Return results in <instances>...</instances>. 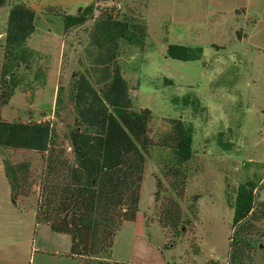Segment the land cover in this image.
<instances>
[{"label": "rangeland", "instance_id": "374dc122", "mask_svg": "<svg viewBox=\"0 0 264 264\" xmlns=\"http://www.w3.org/2000/svg\"><path fill=\"white\" fill-rule=\"evenodd\" d=\"M22 1L32 5L40 15L26 42L36 54L30 69L20 68L24 82L16 86L9 101L1 107V115L7 120L50 119L62 134L72 124V113L69 105L56 111L57 87H67L72 70L79 68V57L84 54L93 19L65 33L55 12L44 16L42 11L46 5H54L67 14H76L78 7L89 3L5 0L0 7V64L9 9ZM102 3L101 7L116 4L122 11L130 7L144 17L148 26L144 48L124 45L119 60L129 82L134 108L151 111L150 135L155 137L163 131L166 119L184 118L195 127L194 155L189 162L185 195L189 200L199 194L198 218L184 235L171 241L175 249L168 259L172 264H206L211 259L226 264L232 204L239 183L248 177L259 179L262 188L258 189V198L264 202V0ZM240 7H246L245 13H240ZM98 14L96 10L94 16ZM252 18L257 21L252 22ZM169 43L201 45L203 55L187 61L168 57ZM165 78L171 82H165ZM219 131L223 132L225 147H219L214 139ZM168 157L169 151L158 147H153L147 157L138 207L140 219L157 217L154 193L156 178L161 177L158 163L164 164ZM25 159L37 178L42 167L38 153L13 149L0 152L3 171L0 170V204L8 200L3 215L10 214L9 208L13 207L21 213L16 237L32 240L39 249L33 250L31 264H37L39 257L44 264H63L70 247L69 236L51 231L47 224L35 222L33 226L36 195L17 203L8 195L10 187L4 176L3 160ZM32 186L34 190L38 187L37 183ZM181 205L185 210L186 201H181ZM251 264H264V243L255 249Z\"/></svg>", "mask_w": 264, "mask_h": 264}, {"label": "trees", "instance_id": "16d2710c", "mask_svg": "<svg viewBox=\"0 0 264 264\" xmlns=\"http://www.w3.org/2000/svg\"><path fill=\"white\" fill-rule=\"evenodd\" d=\"M98 1L78 7L76 14L54 5L42 11L44 16L55 12L65 33L93 19L79 68L72 70L67 87H57L56 111L69 105L72 113V124L62 134L50 119L7 120L1 115V107L24 82L20 68L32 67L36 52L26 42L40 18L27 2L10 7L0 64V152L28 150L41 156L37 178L28 159L3 160L4 175L14 203L36 195V224H47L51 231L69 236L70 247L64 256L79 259L81 264H131L111 259V250L123 223L136 220L144 168L153 147L169 151L166 162L158 163L162 178H156L154 193L155 220L166 234V244L184 235L198 218L199 194L189 200L185 195L195 127L184 118L166 119L164 130L150 135L151 111L134 108L119 60L124 45L144 48L148 26L132 8L101 7ZM4 2L0 0V7ZM96 10L99 14L94 16ZM166 55L196 60L202 57L203 47L169 43ZM165 82L171 81L165 78ZM222 137V131L214 136L219 147L226 146ZM261 188L255 177L236 188L226 264L253 263L255 249L264 243ZM206 264L220 263L211 259Z\"/></svg>", "mask_w": 264, "mask_h": 264}, {"label": "crops", "instance_id": "0c3cea01", "mask_svg": "<svg viewBox=\"0 0 264 264\" xmlns=\"http://www.w3.org/2000/svg\"><path fill=\"white\" fill-rule=\"evenodd\" d=\"M86 1L91 3L94 0ZM238 9L242 11L240 13L246 11V7ZM252 20H254L252 22L257 21L255 18ZM0 170L2 171L1 167ZM5 179L7 180L6 176ZM8 191L10 196V188ZM7 201L5 199L0 204V264H31L33 250L38 251L39 249L33 246L32 240H21L16 237L17 224H21L19 215L21 213L13 207L9 208L10 214L3 215V206ZM34 225L35 221H33ZM166 240V234L156 220L146 222V217L140 219L138 213L135 221L125 222L119 229L111 250V259L131 264H172L168 258L175 247L173 244H166ZM64 262L63 264H81L79 259L66 258ZM44 263L43 258L39 257L37 264Z\"/></svg>", "mask_w": 264, "mask_h": 264}, {"label": "built area", "instance_id": "2783aa9c", "mask_svg": "<svg viewBox=\"0 0 264 264\" xmlns=\"http://www.w3.org/2000/svg\"><path fill=\"white\" fill-rule=\"evenodd\" d=\"M103 1H104V0H99L97 4L101 5V4H103V3H102Z\"/></svg>", "mask_w": 264, "mask_h": 264}]
</instances>
